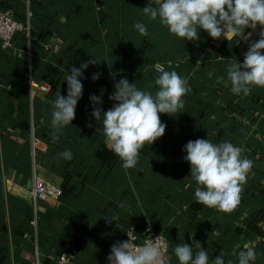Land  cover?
<instances>
[{
    "label": "crops",
    "instance_id": "1",
    "mask_svg": "<svg viewBox=\"0 0 264 264\" xmlns=\"http://www.w3.org/2000/svg\"><path fill=\"white\" fill-rule=\"evenodd\" d=\"M148 0H30L29 39L17 32L12 47L0 48V264H57L51 256L66 255L68 264H107L110 247L131 230L142 239L151 229L168 242V264H178L173 249L197 243L211 261L227 264L233 249L252 247L253 264H264V88L234 95L226 83L230 61L243 62L244 41L213 40L200 30L199 40L170 35L159 21H149L142 8ZM16 19L25 18L24 0H0ZM143 22L148 36L133 25ZM253 33L252 40L258 39ZM246 33L251 29H246ZM55 43L57 53L45 45ZM91 57L81 79L82 98L75 119L52 142V103L66 95L65 76ZM186 78L190 93L175 116L160 114L166 124L161 138L145 146L137 165L124 169L108 148L102 119L90 113L91 94L102 96L103 110L113 85L121 78L154 93V66ZM153 65V66H152ZM152 66V69H151ZM101 73L93 81V73ZM157 72V71H156ZM115 74L114 78L113 75ZM225 77V83H218ZM47 84L50 91L30 90L28 82ZM229 141L253 162L238 206L225 214L198 204L190 166L182 158L189 140ZM71 150L72 159L59 153ZM60 189L56 200L31 206L33 173ZM120 205H123L121 207ZM114 215L106 224L103 216ZM33 222V223H32Z\"/></svg>",
    "mask_w": 264,
    "mask_h": 264
},
{
    "label": "clouds",
    "instance_id": "2",
    "mask_svg": "<svg viewBox=\"0 0 264 264\" xmlns=\"http://www.w3.org/2000/svg\"><path fill=\"white\" fill-rule=\"evenodd\" d=\"M142 13L149 21L158 20L170 35L186 41L199 40V32L203 30L213 40L223 37L227 41L246 42L243 62L230 61L226 67V83L230 85V92L238 96H247L256 87L264 88V0H148ZM258 25V39L252 40ZM133 27L140 36L149 35L145 23L137 22ZM246 29L251 31L246 33ZM98 63L91 57L79 67H71L65 76L66 95L59 93L52 103L50 126L53 143L75 119V109L83 94L81 79L85 78L84 70ZM156 70L158 75L154 85L157 90L154 93L140 90L135 83L121 78L114 83V90L108 97L115 102L108 110L100 107L105 89H100L99 96H89L90 115L95 121L102 119L107 146L126 170L137 165L146 145H152L164 135L166 124L161 121L160 114L175 116L181 113L183 97L191 91L187 79L176 71H166L160 64L156 65ZM100 75L99 72L93 73L91 79L96 81ZM112 75L114 78L115 74ZM217 82L225 83V77H220ZM182 151L186 152L182 159L188 162L189 174L195 182V202L230 214L240 202L253 162L242 156L241 147L229 141L213 143L207 138H198L189 140ZM59 157L71 160L72 152L65 150L59 153ZM103 218L106 224L117 219L114 215ZM161 240L159 235L142 246L135 245L130 238L117 241L110 247L107 264H168ZM173 254L178 264H225L220 256L210 261L200 243H197L195 251L187 243L176 245ZM231 255L237 257L238 264H253L257 258L252 247L239 251L234 248ZM227 264H233L232 260Z\"/></svg>",
    "mask_w": 264,
    "mask_h": 264
},
{
    "label": "built area",
    "instance_id": "3",
    "mask_svg": "<svg viewBox=\"0 0 264 264\" xmlns=\"http://www.w3.org/2000/svg\"><path fill=\"white\" fill-rule=\"evenodd\" d=\"M27 4V8L25 10V20L24 22L18 21L13 14V11L9 8H5L0 10V48L2 50H8L12 47L13 38L17 32H23L27 38L29 39L30 35V26H31V17L33 16L32 11L29 9V1L30 0H24ZM45 48L51 52V53H57L59 50V47L55 43H50L45 45ZM154 70H156V66H154ZM30 90L34 92L35 90L47 93L50 91V86L47 84L42 85H36L33 82H28ZM61 191L59 188L54 187L48 183H46L44 180H42L35 172L33 173L32 177V188H31V206L35 210L37 207V204L41 201H45L47 199L56 200ZM33 223V222H32ZM161 236V245L162 250L164 251L166 257L168 252V242L165 236L161 233L155 232L151 229H147L142 236V239L140 241H137L136 236L134 233L129 230L126 232L125 237L122 241L127 240L130 238V240L137 246H142L146 242H148L149 239L155 240L157 236ZM35 261L34 264H40L38 260V253L37 250L34 252ZM51 260H54L57 264H68L69 258L62 254L59 256H51Z\"/></svg>",
    "mask_w": 264,
    "mask_h": 264
},
{
    "label": "trees",
    "instance_id": "4",
    "mask_svg": "<svg viewBox=\"0 0 264 264\" xmlns=\"http://www.w3.org/2000/svg\"><path fill=\"white\" fill-rule=\"evenodd\" d=\"M34 19H36V16L35 15H33L32 17H31V21H33ZM18 21H22V22H24V20H25V18H22V20H21V18L20 19H17ZM49 52V51H48ZM153 66V65H152ZM152 66H151V69H152ZM151 74L152 75H158V72H151Z\"/></svg>",
    "mask_w": 264,
    "mask_h": 264
}]
</instances>
